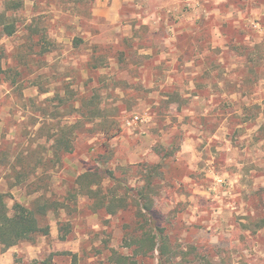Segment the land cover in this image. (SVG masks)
Segmentation results:
<instances>
[{"label":"rangeland","instance_id":"rangeland-1","mask_svg":"<svg viewBox=\"0 0 264 264\" xmlns=\"http://www.w3.org/2000/svg\"><path fill=\"white\" fill-rule=\"evenodd\" d=\"M97 1L108 4L23 0L20 30L0 40L10 56L3 68L10 63L33 71L30 78L40 75L39 83L51 92L37 97L31 87L20 96L0 74V130H16L15 141L23 142L38 128L30 117L40 115L38 105L55 89L69 84L79 92L95 90L108 113L120 109L122 132L108 141L112 155L106 166L131 186L144 164H158L172 138L182 137L155 199L158 225L188 253L173 264H264V61L258 54L264 57V0H135L120 9L116 22L118 8L98 11ZM41 34L51 52L21 60ZM186 34L194 35L192 41ZM91 56L101 58L90 61L97 71L87 67ZM199 82L205 85L198 88ZM102 139L78 137L64 159L66 179L94 165ZM61 176H54L57 184ZM11 180L0 168V194L9 207L28 206L36 195L11 188ZM76 209L49 213L48 235L5 252L0 247V264H107L113 250L130 255L122 239L131 215L92 213L86 198L78 199ZM60 225L70 226L65 240ZM137 259L159 264L157 253Z\"/></svg>","mask_w":264,"mask_h":264},{"label":"trees","instance_id":"trees-1","mask_svg":"<svg viewBox=\"0 0 264 264\" xmlns=\"http://www.w3.org/2000/svg\"><path fill=\"white\" fill-rule=\"evenodd\" d=\"M23 5V0H0V40L10 38L20 30L23 22L17 18V15L22 11ZM33 32L34 35L39 33L37 30H32L31 33ZM28 36L31 39L33 37L30 34ZM185 36L187 41H192L194 37L191 34ZM39 38V41L27 47L28 51L21 60L34 54L41 57L51 52L45 47L47 43L45 36L41 34ZM36 46L40 47L38 52L35 51ZM242 49L246 51L247 56L251 54L249 49ZM258 54L259 59L264 61L262 54L260 52ZM247 56L246 62L252 63L253 60H249ZM9 57L0 46V74L4 76L2 78L4 81H10V88L15 87L20 96L31 87L37 90V97L51 92L49 87L45 88L39 83L42 78L40 75L30 78L34 74L33 71L27 74L19 65L11 66L10 63L8 65L5 63L6 66L3 68V60ZM91 57L87 67L90 70H99V66L95 63L91 64L90 61L94 59L98 62L101 58ZM196 85L202 88L205 84L199 82ZM98 99L95 90L79 92L71 89L69 84L64 85L54 90L53 97L45 98L40 102L38 105L40 115L33 114L30 117L32 127L38 126V128L35 132L31 131L25 141L19 143L15 141L16 130L3 132L1 128L0 168L7 170L9 178L13 179L11 188L22 186L26 189L27 195H36L28 206L14 202L9 207L6 196L0 194L2 252L22 242H32L40 235H48L49 213L57 216L63 211L72 214L73 211H77L78 199L86 198L92 213L102 212L111 217L126 215L132 217L131 222L124 226L122 239L123 248L130 250V255H123L113 250L107 264H138L137 258L147 257L153 253L158 254L159 264H173L177 259L185 261L184 256L188 253L181 252L178 246L170 242L164 229L155 219V199L162 187L160 181L165 179L162 172L167 167L166 161L180 151L182 137L177 134L172 138L169 146L163 150L158 164H144L138 171L139 179L131 186L132 182L129 178L119 177L114 169L106 166L112 155L108 141L122 132L120 109L118 108L119 112L116 114L108 113L107 108L101 106ZM197 99L202 98L198 96ZM32 100L34 99H29ZM49 102H55L56 105L51 108ZM123 107L127 109L125 105ZM86 133L102 135L103 153L93 160L94 165L90 169L66 179L62 173V170L69 172L65 165V156L74 151L78 137ZM8 134L10 138L7 139ZM26 136L27 133L23 137ZM42 140L45 143L41 142ZM156 153H160L159 150H156ZM54 176L57 179L61 176L63 182L60 180L61 183L57 184ZM52 178L53 181H50ZM65 184L67 189L64 188ZM60 226V239L65 240L70 233V226L67 225L66 229L64 225V228ZM191 263L193 262L188 264ZM24 264L39 263L31 261Z\"/></svg>","mask_w":264,"mask_h":264},{"label":"crops","instance_id":"crops-1","mask_svg":"<svg viewBox=\"0 0 264 264\" xmlns=\"http://www.w3.org/2000/svg\"><path fill=\"white\" fill-rule=\"evenodd\" d=\"M101 2V1H100ZM130 3H135V0H108V4L105 3V6H103V2L99 3L97 1L96 5H97V9L98 11L99 10H104V11H115L116 12V9H117V12H116V17L113 18L112 21H118V17H119V14H121V11L120 9L122 8H126L128 5H130ZM108 5V7H107ZM108 8V9H107Z\"/></svg>","mask_w":264,"mask_h":264}]
</instances>
